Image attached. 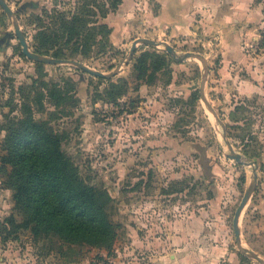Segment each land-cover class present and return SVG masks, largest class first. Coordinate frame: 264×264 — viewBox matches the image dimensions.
I'll return each instance as SVG.
<instances>
[{
    "label": "rangeland",
    "instance_id": "rangeland-1",
    "mask_svg": "<svg viewBox=\"0 0 264 264\" xmlns=\"http://www.w3.org/2000/svg\"><path fill=\"white\" fill-rule=\"evenodd\" d=\"M169 1L177 2L123 0L101 21L111 28L109 35L97 30L85 47L58 39L48 44V54H40H64L114 74L110 78L73 64L28 59L14 30L18 23L35 52L34 35L59 27L57 17L45 11L71 16L85 0H6L13 17L0 6V155L10 122L48 120L64 135L63 150L81 177L109 192V213L118 225L110 250L51 237L35 241L28 231L4 240L2 233L0 264H128L129 250L143 253L133 244L135 237L170 236L183 264H260L252 253L264 261V0H180L196 3L186 13L197 20L191 25L195 35L172 31L169 12L162 13ZM207 9H212L210 29L201 22ZM220 17L229 22L243 17L245 29L222 32ZM142 38L160 45L138 43L129 58L133 43ZM143 51L165 55L170 63L152 84L137 81L133 70ZM224 60H229L227 69ZM110 82L126 90L114 102L106 97ZM253 84L256 92L240 93L242 86L251 90ZM54 85L65 93L59 106L47 96ZM227 143L243 163L228 157ZM3 180L0 168V222L11 215L19 221ZM254 184L237 241L233 218ZM147 214L153 219H144Z\"/></svg>",
    "mask_w": 264,
    "mask_h": 264
},
{
    "label": "trees",
    "instance_id": "trees-1",
    "mask_svg": "<svg viewBox=\"0 0 264 264\" xmlns=\"http://www.w3.org/2000/svg\"><path fill=\"white\" fill-rule=\"evenodd\" d=\"M98 1L85 0L71 16L58 10L45 11V16L57 17L59 27L42 28L34 35L35 52L48 54V44L58 39L66 44L88 46V39L97 30L109 35L111 28L101 21L115 12L123 0ZM75 53L84 54V51ZM53 56L68 58L60 53ZM169 67L165 55L143 51L135 57L133 70L137 81L152 84L157 74ZM125 93L123 85L110 82L106 97L114 102ZM47 96L55 106L65 99L58 85L49 89ZM39 104L42 106L41 100ZM64 139L48 120L28 117L10 122L0 168L3 184L12 191L14 207L21 219L18 221L11 215L0 222V237L5 233L2 239H16L20 231H28L35 241L51 237L69 245L86 244L110 250L118 227L109 213L112 197L107 190L90 185L81 177L78 167L63 150Z\"/></svg>",
    "mask_w": 264,
    "mask_h": 264
},
{
    "label": "crops",
    "instance_id": "crops-1",
    "mask_svg": "<svg viewBox=\"0 0 264 264\" xmlns=\"http://www.w3.org/2000/svg\"><path fill=\"white\" fill-rule=\"evenodd\" d=\"M195 4L196 3H193V1H192V4L191 3L183 4L180 0H177L176 3L175 2L171 3L170 1L167 3L165 2L163 3L162 13L164 14V13L169 12L170 14L169 15L170 17L169 25L173 32H183L184 34H186L187 32H191L193 35L196 34L195 30L194 31L192 30L191 25L194 26V23H195L194 21H197V20L195 19V17L193 18L190 15H186V13L189 12L187 9L188 8L193 9L196 6ZM170 10L172 11V13H170ZM185 10L186 12H184ZM206 11H208V14L206 15L205 13V16L201 22L203 24L207 23L205 27L208 26V29H210L208 15L212 14V9L211 10L207 9ZM243 20H244L243 17H239L235 19L234 21L231 20L229 22L228 19L220 17L219 25H220L222 32H224L225 28H228L229 30H233L234 28L237 29L239 27L245 29V26H244L245 23ZM223 64H224L223 68L225 69L229 68V60L228 61L224 60ZM249 83L251 84L252 82H249ZM256 91H257V88L255 87L254 84L251 87V90L250 89L247 90V88H245V85H244L242 86L240 93L243 95L249 96L252 92H256ZM136 212H139V209H137ZM151 212L155 213L154 211H151ZM147 216L149 217L144 216L145 217L144 219L148 220V218L150 217L151 219H153L154 214H147ZM182 241L183 240H181L180 243ZM133 244H135L137 248H141V252L143 253L142 255H138V254L135 255L134 252L132 253L129 250V254H127V256L131 255L132 258L128 264H183L181 249L180 247L175 246L176 245L175 239H173V237L171 236L166 237V238L159 237V238H155V240L153 239L142 240L140 238L135 237ZM115 260L120 261L119 258H115ZM114 264H117V263H114ZM118 264H121V263L118 262Z\"/></svg>",
    "mask_w": 264,
    "mask_h": 264
},
{
    "label": "water",
    "instance_id": "water-1",
    "mask_svg": "<svg viewBox=\"0 0 264 264\" xmlns=\"http://www.w3.org/2000/svg\"><path fill=\"white\" fill-rule=\"evenodd\" d=\"M0 6L2 7V9L6 12V14L8 16L13 17V15H14L13 11H12L11 7L7 4L6 0H0ZM14 30H15V33H16V35L18 37V40H19V42H20V44L22 46L23 55L26 56L28 59H30L32 61H35V62H38V63H44V64H54V65L55 64H73V65L79 67L80 69H82V70H84V71H86V72H88V73H90V74H92V75H94L96 77H101V78H110V77H112L114 75V74L106 75L104 73L92 70V69H90L89 67H87L86 65L82 64L79 61L67 60V59H58V58H50V57L42 56L40 54L32 52L30 50V48H29V44L27 42V38L24 35V33L21 31L20 26L18 25V23L14 24ZM138 43H142L144 45H149V46H156V47L160 45L159 43H157V42H155L153 40H149V39H145V38L138 39V40H136L133 43V46H132L131 51H130L129 58H131L134 55ZM166 50H167L168 53L174 54L173 48L168 46V45H166ZM187 56H191V54H188ZM224 133H226L225 128H224ZM227 144H228L229 150H230V154L228 155V157L230 159H233L237 163H243L241 154L236 153L234 151L232 144H230V143H227ZM254 179H255V181L257 180V176L256 175H255ZM254 187H255V184L253 186H251L250 188H248V190L246 191L245 195L243 196L238 208L236 209V212H235V215H234V218H233V229H234V234L236 236L237 241L240 240L239 220H240L241 214H242L245 206L247 205V203H248V201H249V199L251 197V194L253 192ZM252 256L260 264H264V261L258 255L252 253Z\"/></svg>",
    "mask_w": 264,
    "mask_h": 264
}]
</instances>
